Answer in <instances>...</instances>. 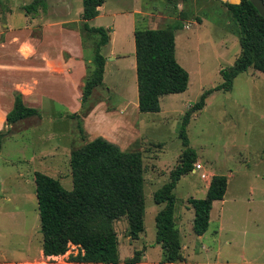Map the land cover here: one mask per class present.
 I'll return each instance as SVG.
<instances>
[{"label": "rangeland", "instance_id": "374dc122", "mask_svg": "<svg viewBox=\"0 0 264 264\" xmlns=\"http://www.w3.org/2000/svg\"><path fill=\"white\" fill-rule=\"evenodd\" d=\"M32 0H0V31L6 20L17 26L25 24L23 6ZM227 1V0H226ZM70 5L68 18H76L82 12V0H61ZM105 9L121 8L147 9L163 15L160 26L179 24L176 38V58L189 73V85L184 93L162 96L163 112L142 113L138 119L141 135L131 143L121 141L123 150L139 151L144 167V231L139 239L133 241L128 237V226L124 218L114 222L119 243V262L124 264L139 250L142 256L145 248L147 258L162 263V248L155 240L156 213L162 207L153 199L154 191L169 179V171L179 161L183 146L178 136L179 125L189 104L182 107V99L192 103L200 94L222 81L219 69L231 65L240 53L236 24L232 22L223 4L214 0L180 1L181 9L174 12L165 0H105ZM53 1L50 2L52 6ZM58 5V3H57ZM11 13V15H9ZM42 14L41 7L38 12ZM31 17V15H29ZM173 16V19L164 18ZM64 15H61V18ZM106 23L111 24L110 17ZM139 26L142 27L140 24ZM119 36V33H118ZM86 46H91L90 39ZM119 52V39L115 46ZM119 63V62H118ZM119 65V64H118ZM128 75V70L126 71ZM119 69L113 74L107 71L106 82L115 83L119 89ZM110 105H115L119 96L107 95L103 88L95 90L90 102H99L105 97ZM172 97L171 108L166 99ZM187 101V100H186ZM191 103V104H192ZM176 109H181L176 111ZM77 121L68 128L75 134L70 142V151L88 141L86 134H80ZM189 145L193 147L200 159L203 171L208 178L189 172L177 182L175 195V223L180 231L181 244L186 254H190L191 264H264V73L248 68L235 77L229 91H214L206 98L204 107L192 114L186 127ZM47 136V134L45 133ZM50 144L31 142L25 138H7L2 141L0 156V264H37L41 259L30 260L38 254L41 237L35 187L24 184L20 190L19 183L7 181L19 170H27L29 162L25 159L31 153ZM5 158H12L14 163H5ZM261 166H256V161ZM63 161V160H62ZM64 176L62 185L70 190L71 177L67 174V165L62 164ZM65 169V170H64ZM214 174L228 175L225 202H215L210 211L209 226L203 238L199 239L192 231L193 209L188 203L189 197L203 198L209 180ZM230 174V176H229ZM258 174V176H257ZM56 176V175H50ZM4 189L5 191L1 190ZM249 203H251L249 205ZM255 203V204H254ZM253 210H249V206ZM254 206L255 209H254ZM224 214V231L221 244L213 236L218 226V213ZM191 225V226H190ZM198 238V239H197ZM230 240V243L229 241ZM197 249L193 252L194 244ZM141 246V247H140ZM203 246V247H201ZM77 248L70 245L66 253L58 258L49 259V264H79L67 261L69 254L75 255ZM26 259V260H25ZM62 259L66 262L63 263ZM46 260V259H45ZM185 261V260H184ZM42 264V263H39ZM89 264V263H86ZM102 264V263H91ZM119 264V263H118ZM176 264V263H175Z\"/></svg>", "mask_w": 264, "mask_h": 264}, {"label": "trees", "instance_id": "16d2710c", "mask_svg": "<svg viewBox=\"0 0 264 264\" xmlns=\"http://www.w3.org/2000/svg\"><path fill=\"white\" fill-rule=\"evenodd\" d=\"M104 1L82 0L81 38L85 44L90 39L92 58L84 78L81 110L70 114L71 118L77 119L81 133L82 117L95 104L89 98L103 83L106 58L101 48L109 41L108 29L91 27L87 21L97 16L98 7ZM178 2L165 0L174 12ZM221 2L236 24L240 53L231 65L219 70L222 81L205 89L183 113L178 131L183 149L178 164L169 171V179L153 193L155 203L162 205L154 221L155 240L161 245L163 264L185 260L174 218L176 198L173 190L197 161V152L189 145L186 131L192 114L204 107L209 94L231 90L235 77L248 68L264 73V18L248 0H241L238 4ZM40 7H46V0H32L22 8L25 14L34 15ZM179 28V24L172 23L157 28L134 29L138 109L142 113L158 112L162 95L184 92L189 85V73L175 56V32ZM37 114L38 110L25 106L21 94L16 92L13 107L6 115L5 127L0 129V150L3 139L11 132V124ZM69 168L70 190L58 178L40 171L34 173L44 256L63 255L70 245H74L78 251L69 256V261L118 264L119 243L114 222L124 218L131 239H137L144 231V167L141 153L123 150L99 136L70 151ZM226 189L227 177L214 174L203 198L187 199L194 212L192 231L196 235H202L207 230L213 201L223 199ZM140 254L136 250L124 262L137 264Z\"/></svg>", "mask_w": 264, "mask_h": 264}, {"label": "crops", "instance_id": "0c3cea01", "mask_svg": "<svg viewBox=\"0 0 264 264\" xmlns=\"http://www.w3.org/2000/svg\"><path fill=\"white\" fill-rule=\"evenodd\" d=\"M51 1L55 3L52 6L50 5ZM60 1L46 0V7L44 9L41 7L42 14L40 15L37 13L38 11L31 17L23 13L25 24H22V26H17L11 21L7 22V20L1 24L3 30L0 31V129L5 127L6 115L13 107L14 94L16 92L21 94L25 106L38 110L37 115L11 124L9 126L11 132L3 140L19 137L29 139L32 143L39 141L42 145L44 143L50 144L48 148H42L37 152L33 151L27 159L20 156L16 157L17 160L29 162L30 165L27 170H19L7 178L4 184L9 180L11 182L14 180L19 183L21 186L19 189L21 188L20 190L22 191H24L23 187H27L24 184L35 187L34 173L36 171L48 175H56L54 177L58 178L62 184L65 175L60 176L63 173L61 166L66 164L67 174L70 176L69 145L75 134L68 126L71 123L73 124L74 120L77 121L76 118H71L70 114L78 113L81 110L84 78L87 74V67L91 64L92 47L86 46L87 42L86 44L85 42L83 43L81 38V26L83 23L81 14L73 19L68 18L66 15L70 12V5ZM214 1L222 4L221 1L226 0ZM104 5L105 2L98 7L96 17L87 21L89 26L104 27L108 29L109 33L108 43L101 48V53L106 58L103 83L95 89V92L99 88H103L107 95L113 94L116 98L119 96V99L116 100L115 105L110 106L106 101L107 96L103 100L96 102L90 112L82 117L81 126L83 133L79 129L78 131L81 135L86 134L88 141L101 136L122 149L123 146L119 144L121 141L131 143L141 135L137 121L140 116H146L142 115L138 109L134 29L135 27H160L163 15L155 12V8H150V6L147 9L121 8L119 10H108L105 9ZM176 9H181L179 2ZM61 15H64V17L61 18ZM107 17H110L111 24L106 23ZM164 18L173 19V16H164ZM140 24L142 27L139 26ZM176 32L175 37L177 36ZM118 39L119 52H116L115 46L118 43ZM118 69L121 79L119 78V89H116V84L113 82L107 83L106 78L108 70L113 74ZM127 70L129 72L128 75L126 74ZM162 96L160 97V110L155 113L156 115L161 114L164 110L161 103ZM171 101H173V98L167 97V107L174 111L171 108ZM181 101L183 108L186 104L192 103L188 99H182ZM179 110L181 109H176V111ZM1 155L2 148L0 150ZM200 157L198 155L197 159H200ZM3 160L5 163H14L12 158L3 157ZM258 164L261 166L257 160L256 166ZM226 177L228 185V175ZM1 190L5 191L4 189ZM260 190L264 193V187ZM215 202L223 204L225 197L221 200L213 201L211 210H213ZM248 209L253 210V206H249ZM262 210L264 217V207ZM218 217L217 230L214 231L213 236L219 238L217 242L221 244L220 236L225 229L222 210L218 213ZM196 236L199 239L203 238V234ZM137 239L131 240L135 241ZM227 241L230 243V240ZM184 247L186 246L184 245ZM184 247L182 246L181 250L185 261L176 264H191L188 262L190 254H186L185 250H183ZM192 247L193 252L199 249L196 243ZM38 252L36 256L30 259L37 260L40 258L41 260L37 261V264H49V259L64 255L44 256L42 235ZM70 255L72 254L68 255L67 261H69ZM62 261L66 263L63 259ZM25 263L29 264L30 261ZM73 263L86 264L85 262ZM119 264L123 263L119 262ZM124 264L126 263L124 262ZM137 264H157V262L147 258L144 248Z\"/></svg>", "mask_w": 264, "mask_h": 264}, {"label": "water", "instance_id": "95a60500", "mask_svg": "<svg viewBox=\"0 0 264 264\" xmlns=\"http://www.w3.org/2000/svg\"><path fill=\"white\" fill-rule=\"evenodd\" d=\"M241 0H228L229 3L238 4ZM255 7L258 13L264 18V1L263 0H248Z\"/></svg>", "mask_w": 264, "mask_h": 264}, {"label": "built area", "instance_id": "2783aa9c", "mask_svg": "<svg viewBox=\"0 0 264 264\" xmlns=\"http://www.w3.org/2000/svg\"><path fill=\"white\" fill-rule=\"evenodd\" d=\"M191 172L195 173V174L196 173L199 174L200 178H202V179H207L208 178L206 172L203 171V168H202L201 164L198 161H196L194 163Z\"/></svg>", "mask_w": 264, "mask_h": 264}]
</instances>
